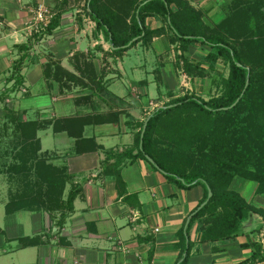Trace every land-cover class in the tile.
<instances>
[{
  "label": "crops",
  "instance_id": "obj_1",
  "mask_svg": "<svg viewBox=\"0 0 264 264\" xmlns=\"http://www.w3.org/2000/svg\"><path fill=\"white\" fill-rule=\"evenodd\" d=\"M39 2L54 6V0H0V92L12 84L6 78L21 54L18 47L32 39L25 25ZM78 12L63 13L51 34L27 44L22 85L0 102V120L6 106L22 111L27 120L41 121L40 152L52 164L66 167L81 193L60 228L45 211L9 214L1 201L0 264L7 256L8 264H174L178 231L203 198L204 187H181L148 160L126 158L117 167L123 180L119 191L113 167L103 163L106 152H137V124L149 113L152 89L160 98L173 97L169 92L176 66L165 60L173 45L163 35L153 37L148 47L136 44L154 54L156 65L150 70L140 65L146 78L123 84L122 61L129 49L121 56L108 53L110 44L101 35L93 37V22L86 17L78 22ZM149 24L156 28L162 22ZM230 189L262 213H253L235 238L214 242L201 241L194 223L187 264H237L252 255L254 242L263 255L254 264H264V192L239 178ZM27 241L34 244L20 247Z\"/></svg>",
  "mask_w": 264,
  "mask_h": 264
},
{
  "label": "trees",
  "instance_id": "obj_2",
  "mask_svg": "<svg viewBox=\"0 0 264 264\" xmlns=\"http://www.w3.org/2000/svg\"><path fill=\"white\" fill-rule=\"evenodd\" d=\"M80 1L54 0V6L46 5L51 14L49 23L33 32L28 43L51 34L63 13L78 9L76 20L81 22L86 17L93 22L92 36L101 35L110 44L108 53L121 56L136 44L148 47L153 37L163 35L168 44L179 48L175 65L192 82L207 74L205 62L207 70L220 78V92L207 100L188 92L153 108L137 124V152L132 154L131 149L106 152L103 160L107 169L113 167L111 173L119 191L123 180L117 167L126 158L147 161L146 155L177 185L204 187L203 198L188 223L178 231L175 244L179 255L174 264H187L194 223L199 224L201 241L214 242L235 238L253 213H262L230 189V185L235 178L251 180L258 192H264V0L222 1L223 15L216 22L208 15L210 7H196L190 0H110L111 5L106 0ZM151 20H159L162 25L152 28ZM28 43L18 47L21 54L12 62L6 78V83L12 84L0 92V102L22 85L21 70L31 47ZM193 45L207 48L202 60L186 55ZM172 95L170 91L169 96ZM248 115L252 130L245 124L228 126L231 119ZM3 118L7 121L5 125L15 126L16 143L12 149L16 152L11 157L18 160L7 166L0 161V167L5 168H0V173L7 174L12 182L4 203L6 213L41 210L55 218L56 226L62 227L81 188L73 184L66 167L52 164L40 152L37 131L45 127L41 121L27 120L22 111L5 106ZM3 151L10 154L8 149ZM111 159L114 162L109 164ZM67 184L70 186L66 190ZM208 188L211 197L197 209L206 200ZM31 244L34 241L21 243L20 247ZM252 247V255L237 264H254L263 258L260 244L254 242Z\"/></svg>",
  "mask_w": 264,
  "mask_h": 264
},
{
  "label": "rangeland",
  "instance_id": "obj_3",
  "mask_svg": "<svg viewBox=\"0 0 264 264\" xmlns=\"http://www.w3.org/2000/svg\"><path fill=\"white\" fill-rule=\"evenodd\" d=\"M191 3L196 6V7H200V8H207L210 7L211 11L209 12V16L213 19V21H218L222 15H223V11H221L222 9H220L221 7V2L222 1H227V0H190ZM80 3H82V0L80 1ZM107 4H112V1H108L106 0ZM171 49L173 50L172 53L169 55L170 57L165 58V60H169L171 59L172 64L175 63V59L176 56L178 55L177 51L179 50V48H176L175 46L171 47ZM207 48L204 46H199V45H193V46H189L186 55L189 57H192L194 59H201L203 58L205 52H206ZM124 56V55H123ZM154 54L149 51H142V49L139 46H134L131 49L128 50V54L125 55L123 57V64L125 67V74H123V78H122V82L123 84H127L128 80H132L134 79H141V78H146V74H145V70L143 68V66L140 67V65L144 64V66L146 67V70H150L149 68H151L152 66L156 65V61L153 60ZM153 58V59H152ZM163 58L161 57V60ZM146 60V62H145ZM222 61L220 60L218 62V65L221 66ZM131 65H139L138 68L135 69H131L128 66ZM176 67H173V72H174V76L172 78L171 82V86H172V94L173 97H169V98H160L159 94H157L154 89H152V91H150L149 96H151L150 98V105H148V109L147 111H151L153 110V108L162 105L164 102H167L169 99L171 98H176L178 96H181L185 93H192V94H196L200 97H202L203 99L207 100L209 99L211 96H215L220 92V78H218V75H216L214 72L207 70V63L205 62L204 64V69L207 71V74L201 78V79H197V81L192 82L190 80V77L181 69L180 66L175 65ZM172 67V66H171ZM227 71L224 72V75L226 76ZM148 78V77H147ZM151 78V76H150ZM163 91V87L161 88ZM165 92V91H163ZM5 102V100L1 101ZM6 107V106H5ZM2 111L4 112V106L2 108ZM3 116V113H2ZM250 116L248 115L247 117L241 119V117H237L234 119L230 120V123L228 126H230L231 124H233V126H235L236 124H245L247 126L250 127V130L253 129V126L250 124ZM5 119L2 117V120H0V138H1V147L2 149H8L10 151H8V153L10 154H4V151L1 150L0 151V156H1V163L5 162V166L18 162L17 159H14L11 157V153L14 154L16 152V150L12 147L15 145L16 143V138L15 135L16 130H15V126L12 123H8L7 125H5ZM5 126L9 127L8 130H5ZM239 130V128H237ZM236 129V130H237ZM15 132V134H13ZM252 138V137H251ZM3 151V152H2ZM1 166V165H0ZM2 170L3 166L0 167ZM241 179V178H239ZM243 180V179H241ZM12 186V182L10 183L8 181V177L7 174L5 173H0V203L1 201L6 202L7 201V197H8V191L9 188ZM239 193V192H238ZM2 255V254H0ZM3 259L2 260V264H8L9 263V258H11L10 256L7 257H1Z\"/></svg>",
  "mask_w": 264,
  "mask_h": 264
},
{
  "label": "built area",
  "instance_id": "obj_4",
  "mask_svg": "<svg viewBox=\"0 0 264 264\" xmlns=\"http://www.w3.org/2000/svg\"><path fill=\"white\" fill-rule=\"evenodd\" d=\"M51 14L48 7L42 2L37 3L31 8V16L27 21L25 27L27 28V34L31 36L33 32L42 30L49 23ZM260 240H264V234L260 233Z\"/></svg>",
  "mask_w": 264,
  "mask_h": 264
},
{
  "label": "water",
  "instance_id": "obj_5",
  "mask_svg": "<svg viewBox=\"0 0 264 264\" xmlns=\"http://www.w3.org/2000/svg\"><path fill=\"white\" fill-rule=\"evenodd\" d=\"M131 42H129L128 43V45L130 44ZM237 65H239V63H237ZM246 84H247V82H246ZM238 101V99L232 104V105H234L236 102ZM231 105V106H232ZM145 127H146V120H145V122H144V124H143V127H142V130H141V134H140V143H141V141H142V137H143V134H144V131H145ZM146 157V159L151 163V164H153L154 166H156L157 167V165L154 163V161L148 156V155H146L145 156ZM211 194H212V192H211V190L208 188V192H207V198H206V200L202 203V204H200L199 205V207L197 208V209H200L207 201H208V199L211 197ZM188 223V222H187ZM186 223V224H187Z\"/></svg>",
  "mask_w": 264,
  "mask_h": 264
}]
</instances>
